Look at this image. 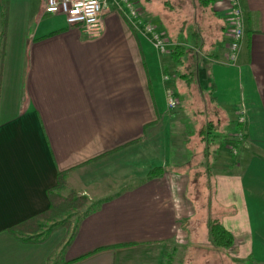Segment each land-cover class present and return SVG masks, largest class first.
Wrapping results in <instances>:
<instances>
[{
    "label": "crops",
    "instance_id": "1",
    "mask_svg": "<svg viewBox=\"0 0 264 264\" xmlns=\"http://www.w3.org/2000/svg\"><path fill=\"white\" fill-rule=\"evenodd\" d=\"M42 1L0 0V20L4 6L8 10L0 79V264H164V252L178 243L185 246L187 181L165 167L177 154L189 157L186 136L195 123L180 111L175 80L186 99L195 88L202 105L217 112L214 120L220 122V111L229 112L232 129L247 134L234 142L240 149L237 168L232 163L218 172L211 152L206 167L214 175L217 198L232 211L221 222L241 243L255 233L247 209L235 200L239 192L243 198L248 175L247 190L258 202L255 229L264 237V0H239L245 34L234 65L222 63L226 0L181 4L185 18L193 11L197 18L185 24V35L177 42L168 40L169 52L163 54L112 1L104 9L100 34L93 37L68 26L61 14L43 13ZM17 16L33 18L32 27H12ZM176 46L184 48L173 61ZM168 86L179 97L174 117L166 105ZM240 110L245 111L241 124ZM142 144L151 146L146 168L161 166L162 174L148 178L144 168L124 180L116 177L123 157ZM63 171L66 191L104 201L82 214L67 238L59 231L46 238L41 230L12 233L13 225L50 206L48 190ZM259 253L263 256L264 248Z\"/></svg>",
    "mask_w": 264,
    "mask_h": 264
},
{
    "label": "rangeland",
    "instance_id": "2",
    "mask_svg": "<svg viewBox=\"0 0 264 264\" xmlns=\"http://www.w3.org/2000/svg\"><path fill=\"white\" fill-rule=\"evenodd\" d=\"M188 2L189 0H139L142 10L161 28L165 36H167L168 40L171 42H177L180 36L185 35V24H187L185 27H188L189 24L195 23V19L197 18V15L194 16L196 13L195 11H193L192 15L188 16V18L182 15L181 6ZM33 21V18L24 21L23 17L17 16L13 17L11 26L20 27L26 23L28 27H32ZM184 47L186 51L187 47L185 45ZM174 87L182 98L180 111L184 113L187 121L190 120L194 122L195 125L188 137L186 136L188 141L186 148L190 152L189 157L186 158L187 156L186 154L183 155V152L177 154L176 159H173L171 163L168 162L165 168L169 171L180 173L185 177L187 185L184 194L190 203V215L187 218L188 236L185 246L180 248L179 245H182V243H178L174 246L175 248H171L164 262L169 259L170 264H180V257H182L181 264H262L259 263V260H262L264 255H260L259 248H264V237L258 235V231L255 229L256 223L253 218V213H255V206L258 202L253 200L252 193L247 190L249 182L248 175H245L242 184L244 189L243 198L241 192H239L241 199L237 196L235 200L237 201V207L243 205V207L247 209L255 233L250 236L247 242L243 241V243H241V240L238 241L235 239V243L229 248H215L211 245L208 238L207 221L209 218H218L220 221H223L225 217L232 215V211L230 212V209L219 201L212 187L214 175L206 167V165L208 166V163H210V152L213 154L215 160V165L214 163L213 165L215 168L218 167V172L229 169L228 166L231 167L232 163H234L235 168H237L236 157L239 155L240 149L237 143L234 142H242L243 139H246L247 134H244L241 130L242 135L236 138L235 133L240 130L235 131V128L232 129L233 121L231 120V113L229 112L220 111L219 115L222 116V118L219 116L221 118L220 122L214 120L217 117V112L214 114L210 106L205 108L202 105V98L195 88L192 90L190 89L188 93L189 96L186 99L184 96V89L176 80ZM204 97H207L205 93ZM178 109L179 108L169 109V112H172L170 115L174 117L173 112H176ZM175 118L177 119V117ZM171 122L172 125L175 126L176 122L173 121V118ZM184 122H186V120ZM211 125H213V127H211ZM230 130H233V133H231ZM186 132H189V130ZM208 132H210L211 135ZM228 142L231 143L228 144ZM233 146L234 148H232ZM150 148V145L142 144L138 146L136 151H132L130 154L123 157L121 175L116 177H124L122 178L124 180L129 172L138 170L141 174L144 168V171L146 170L147 172L149 169L146 168L148 166L146 161L148 158H151ZM234 149L236 153H234ZM204 157H207L208 160L204 159ZM181 162L183 163L176 165ZM153 164L158 165L160 161H155ZM231 172L233 173V171ZM240 172L242 171L240 170ZM243 175L241 176L243 177ZM128 176L134 178V175ZM115 180L116 179H114V181ZM64 191L65 193L68 192L66 190ZM237 198H239V200H237ZM84 210L73 211L67 216L56 219L55 221H42V226L40 228L42 231L41 236L46 238L50 233L59 231L60 235L63 233V236L67 238L69 232L73 230ZM251 223L248 222L249 225ZM55 239H57L56 236L53 237L52 241L55 242ZM241 244L244 245L245 248H243L244 246H241ZM248 247L250 251H248Z\"/></svg>",
    "mask_w": 264,
    "mask_h": 264
},
{
    "label": "built area",
    "instance_id": "3",
    "mask_svg": "<svg viewBox=\"0 0 264 264\" xmlns=\"http://www.w3.org/2000/svg\"><path fill=\"white\" fill-rule=\"evenodd\" d=\"M112 1L123 12L130 24L141 34L145 35L153 47L161 54L169 52V41L164 32L156 26L142 10L137 0H43V13L50 15L61 14L66 24L78 29L83 35L93 37L102 30V15L107 4ZM229 9L226 18V54L223 64L234 65L237 62L241 45L244 40V15L239 0H226ZM165 81L171 76L165 74ZM167 108L172 110L178 107L179 97L172 86L165 88ZM245 111L238 112V123H244ZM237 136L242 132L237 131ZM234 148V146L232 147ZM234 153L236 150L234 149Z\"/></svg>",
    "mask_w": 264,
    "mask_h": 264
},
{
    "label": "trees",
    "instance_id": "4",
    "mask_svg": "<svg viewBox=\"0 0 264 264\" xmlns=\"http://www.w3.org/2000/svg\"><path fill=\"white\" fill-rule=\"evenodd\" d=\"M210 0H198L200 4H207ZM184 6V5H183ZM7 30H8V10L7 7L4 6L1 20H0V79H1V69L3 66V59L5 56V47H6V38H7ZM182 48L176 46L175 49L172 51V60L177 61L180 57V51ZM213 127V125H211ZM210 134V132H208ZM211 135V134H210ZM209 136V135H208ZM162 174V167L156 166L147 171L146 176L148 178L158 176ZM66 172H60L58 175V179L56 185L48 190V195L50 198V206L36 214L33 215L23 221H20L13 225L10 228L12 233H18L22 235H26V233H33L35 234L37 231L40 230L42 224L41 222L45 221H55L56 219L62 218L67 216L68 214L72 213L73 211L77 210H84L83 214L95 209L99 206L104 199H98L95 201H90V199L86 195H80L74 191H69L67 195H62L61 191L66 188V180H65ZM88 205V206H87ZM208 227V238L211 245L215 248H229L235 243V239L233 235L226 229L223 223L218 218H209L207 221ZM126 246V245H121ZM100 249H96L94 251H90L83 256L75 258L71 261L66 263H74L81 259L86 258ZM168 255L167 252H164V257ZM164 264H170V260L168 259Z\"/></svg>",
    "mask_w": 264,
    "mask_h": 264
}]
</instances>
